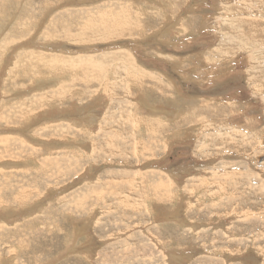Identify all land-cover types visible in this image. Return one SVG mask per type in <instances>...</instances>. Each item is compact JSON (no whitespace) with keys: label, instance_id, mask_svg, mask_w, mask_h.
Listing matches in <instances>:
<instances>
[{"label":"rangeland","instance_id":"374dc122","mask_svg":"<svg viewBox=\"0 0 264 264\" xmlns=\"http://www.w3.org/2000/svg\"><path fill=\"white\" fill-rule=\"evenodd\" d=\"M241 2L246 40L264 0H0V264H264Z\"/></svg>","mask_w":264,"mask_h":264},{"label":"bare ground","instance_id":"6f19581e","mask_svg":"<svg viewBox=\"0 0 264 264\" xmlns=\"http://www.w3.org/2000/svg\"><path fill=\"white\" fill-rule=\"evenodd\" d=\"M158 3V2H157ZM223 4V3H222ZM240 4V6L242 7V8H239L238 10H235L236 9V6L238 5H235L234 7L232 6V7H227V6H225L226 8H223V10H225V12H226V20H224L223 19V25H222V27H225L226 25H230L232 28H230L231 30H232V32H220V33H222V34H219V35H221L220 37H221V39L223 40V41H225L226 43L228 42V43H230V44H233V43H235V42H239L240 43V45H242V47L243 48H246V47H249V48H251V51L253 52H250V56L253 58V61L254 62H260V61H264V59L263 60H261L260 59V53L261 52H263V54H264V40L263 39H256V37H258L259 35H258V32H260V33H262V34H264V28H261L260 26H258V25H255V26H253L254 27V29H253V31H251V35H250V37H249V39H246V40H243V38H241V37H239L240 36V34H242V33H244V35H246L245 34V31L246 30H244L243 31V28L241 27V26H239V21H238V19L235 17V16H242V15H246L247 13H250L251 11H250V6H249V4L248 3H245V2H241V3H239ZM224 5H226V3H224L223 4V6ZM229 5V4H228ZM214 6V5H213ZM216 6V5H215ZM239 6V7H240ZM47 8V7H46ZM221 8V7H220ZM238 8V7H237ZM256 9L258 10V7H256ZM222 11V10H221ZM104 14H109V13H106V12H104ZM100 21H101V24L98 26V27H103V28H105V29H107V30H111L110 28H112V27H115V26H118L119 27V29H123L124 27H131V26H128V25H126V23H125V21H126V17L125 16H123V15H118V16H111L110 17V21H111V23H106V21H105V18H104V15L102 14L101 16H100ZM220 18V17H219ZM224 18H225V16H224ZM218 21V20H217ZM222 21V20H221ZM262 21H264V17L262 18ZM214 22V21H213ZM195 26V25H194ZM220 27V26H219ZM136 28V27H135ZM137 28H139V27H137ZM218 28V27H217ZM129 29V28H128ZM110 38H114V35H111V36H109ZM219 40V39H218ZM222 40L220 41L221 43H222ZM133 42V41H132ZM22 43V42H21ZM226 45L227 44H224L223 46H225L226 47ZM8 48H9V46H8ZM7 48H5V50H6ZM47 59V58H46ZM39 63V62H38ZM48 64V63H47ZM38 66H40V64L38 65ZM37 66V67H38ZM42 66V65H41ZM46 66V65H45ZM46 67H48V66H46ZM46 67H45V69H46ZM50 67V66H49ZM86 67V66H85ZM17 68V67H16ZM63 68H65V66L63 67ZM36 69V68H35ZM35 69H33V70H35ZM38 69H39V67H38ZM44 68H42V70H43ZM53 69V68H52ZM37 70V69H36ZM65 70V69H64ZM78 69H73V70H67L66 72H65V75H67V77H72V76H74L75 75V72H78L77 71ZM83 70V69H82ZM44 71V70H43ZM51 71V70H50ZM118 70H116V72H117ZM20 72V71H19ZM71 72H74V73H71ZM80 72V71H79ZM57 73V72H56ZM15 74H18V70H16L15 71ZM53 74H55V73H53ZM35 75V74H34ZM41 75V74H40ZM51 75V74H50ZM62 75V74H61ZM36 76V75H35ZM80 76V75H79ZM79 76L77 77V78H79ZM132 76V75H131ZM41 77V76H40ZM51 77V76H50ZM61 77H63V76H61ZM69 77V78H70ZM76 77V76H75ZM77 78L76 79H74V81H76L77 80ZM80 79V78H79ZM87 79V78H86ZM33 80H35V79H33ZM72 80V79H71ZM83 82H86L85 81V79H83L82 80ZM89 81V80H88ZM87 81V82H88ZM34 84V83H33ZM38 85V84H37ZM176 101V100H175ZM171 103V102H170ZM174 104H176V103H174ZM181 104V103H180ZM179 105V104H178ZM184 105V104H183ZM181 108V107H180ZM183 108V107H182ZM182 111H184V110H182ZM176 113H178V112H176ZM179 115H181V114H179ZM189 116V115H188ZM183 118L185 119V117L183 116ZM187 118V117H186ZM188 119V118H187ZM150 120H152V118L150 119ZM161 121V120H160ZM185 121V120H184ZM189 122V121H188ZM185 123V122H184ZM183 123V124H184ZM144 124H146V122L144 121ZM151 125H153V124H151ZM208 125V124H207ZM158 126V125H157ZM161 188V187H160Z\"/></svg>","mask_w":264,"mask_h":264}]
</instances>
